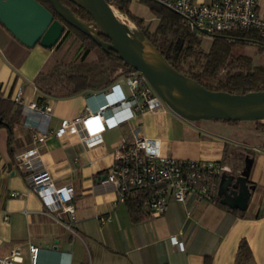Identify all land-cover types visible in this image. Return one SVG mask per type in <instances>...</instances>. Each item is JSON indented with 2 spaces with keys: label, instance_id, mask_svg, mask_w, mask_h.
<instances>
[{
  "label": "crops",
  "instance_id": "obj_1",
  "mask_svg": "<svg viewBox=\"0 0 264 264\" xmlns=\"http://www.w3.org/2000/svg\"><path fill=\"white\" fill-rule=\"evenodd\" d=\"M258 10L264 16V0H258ZM56 52L57 44L25 47L0 24V99L12 101L20 88L26 103L49 104V131H55L62 119L81 115L89 93L56 98L37 90L35 78L52 68ZM121 78L117 75L114 82L120 81L128 94ZM100 102L95 99L93 108ZM22 119L21 115L10 139L0 127V255L19 246L28 264L31 243L41 249L38 264H205L207 259L209 264H236L244 239L253 264H264V130L248 121L187 120L164 104L154 111L134 112L130 119L105 129L102 143L92 148H86L77 134L48 135L36 145L33 167L48 172L55 185L73 187L71 233L44 213L42 201L31 191L30 173L17 162L16 157L33 146ZM134 133L157 139L164 155L218 161L235 177L245 172L251 188L246 209L227 210L219 199H189L170 201L159 216L141 209L136 219L128 199L117 203L116 188L104 181L114 146ZM101 216L109 220L101 222Z\"/></svg>",
  "mask_w": 264,
  "mask_h": 264
},
{
  "label": "built area",
  "instance_id": "obj_2",
  "mask_svg": "<svg viewBox=\"0 0 264 264\" xmlns=\"http://www.w3.org/2000/svg\"><path fill=\"white\" fill-rule=\"evenodd\" d=\"M121 1L105 0L115 8ZM176 13L183 24L197 35L211 37L215 33L236 30H254L264 37V16L259 13L258 0H151ZM205 32V33H204ZM128 94L120 81L111 83L104 90L85 95L84 112L71 119H62L55 131L48 130L52 108L47 103L23 100L22 89H18L12 101L21 108L22 125L31 133L32 144L16 159L19 166L29 172L31 191L42 201L44 213L73 233L75 206L72 203L73 187L57 186L46 171H35L33 158L38 156L37 146L48 135L62 137L65 134L79 135L86 148L102 143V132L130 119L134 112L154 111L164 105L145 77L138 71L122 73ZM101 102L93 108V101ZM112 163L105 170L104 181L117 191V203L137 199L141 209L153 216L163 214L170 201L185 203L194 201H218L217 192L223 173L230 174L228 167L218 161L179 159L164 155L159 141L134 133L131 138H122L112 150ZM14 195V194H13ZM5 219L7 217L5 216ZM101 222L108 217H99ZM173 242L181 243L172 237ZM29 263L38 264L40 248L28 243ZM0 264H24L19 246L8 254L0 255Z\"/></svg>",
  "mask_w": 264,
  "mask_h": 264
},
{
  "label": "trees",
  "instance_id": "obj_3",
  "mask_svg": "<svg viewBox=\"0 0 264 264\" xmlns=\"http://www.w3.org/2000/svg\"><path fill=\"white\" fill-rule=\"evenodd\" d=\"M47 9H51L47 0H37ZM61 3L85 22H92V16L82 7L70 0ZM156 25L152 32L144 25V19L133 15L129 9V1H121L118 11L126 16L142 33L144 38L162 55L166 62L176 71L184 74L205 88L213 91L229 93H246L264 91V66L255 64L250 56L239 53L237 46L255 44L264 51V37L254 30H236L211 35V43L207 50L202 48V36L191 32L183 24L182 19L173 11L146 0ZM54 17L58 16L53 12ZM66 29L74 31L88 43L84 55L93 51L96 60L78 62H56L46 73L40 72L35 78V86L42 94L51 97H67L81 92L104 90L114 82L120 69L133 70L126 65L117 54L100 47L91 37L78 29L66 25ZM66 31V30H65ZM64 31V32H65ZM101 39L106 40L101 36ZM21 108L7 99H0V127L7 130L8 138L12 137L13 127L20 121ZM228 124L238 121L219 120ZM255 127L264 130V123H256ZM135 218H139L141 203L129 198ZM222 205V204H221ZM227 210V205H222ZM141 214V213H140ZM144 217L143 215L141 218ZM236 264H253L249 245L242 239L239 242ZM205 264H209L208 259Z\"/></svg>",
  "mask_w": 264,
  "mask_h": 264
},
{
  "label": "water",
  "instance_id": "obj_4",
  "mask_svg": "<svg viewBox=\"0 0 264 264\" xmlns=\"http://www.w3.org/2000/svg\"><path fill=\"white\" fill-rule=\"evenodd\" d=\"M47 1L57 18L37 0H0V24L28 48L36 44L52 48L61 39L66 25L78 29L140 72L163 103L187 120H264V91L240 94L209 90L173 69L148 41L160 59L140 55L134 47L133 37L105 0H70L86 10L93 18L92 22L75 16L60 0ZM245 174L242 172L236 177L227 173L221 175L217 192L221 203L233 209H246L251 188Z\"/></svg>",
  "mask_w": 264,
  "mask_h": 264
},
{
  "label": "rangeland",
  "instance_id": "obj_5",
  "mask_svg": "<svg viewBox=\"0 0 264 264\" xmlns=\"http://www.w3.org/2000/svg\"><path fill=\"white\" fill-rule=\"evenodd\" d=\"M128 9L133 15L144 19V25L148 27L150 32L153 31L156 25V20H153L152 13L149 9L146 0H132L128 5ZM65 30L66 31L63 33L61 39L57 43V52L53 62L70 63V62H78L81 61L82 59H84L85 61L96 60V55L93 51H90L88 52V54L84 55L85 50L88 48V43L86 40L82 39L74 31H70L66 28ZM210 43H211V37L202 35L201 46L204 50H207L209 48ZM236 49L239 53L250 56L255 64L264 66V51L260 50L257 45L250 44L245 47L237 46ZM122 73L123 74L125 73L124 69L118 70L116 75L118 74L119 76H121ZM206 120H202V121H206ZM248 122L255 126V124L258 122L264 123V120H250Z\"/></svg>",
  "mask_w": 264,
  "mask_h": 264
},
{
  "label": "bare ground",
  "instance_id": "obj_6",
  "mask_svg": "<svg viewBox=\"0 0 264 264\" xmlns=\"http://www.w3.org/2000/svg\"><path fill=\"white\" fill-rule=\"evenodd\" d=\"M110 9L115 14V16L121 20V23L126 30V32L133 37L134 40V47L136 51L146 57V58H158L160 59L158 53L155 51L153 47H151L147 40L141 35L139 29L135 26L134 23H132L129 19H127L125 16H123L119 11H117L115 8L110 6Z\"/></svg>",
  "mask_w": 264,
  "mask_h": 264
}]
</instances>
